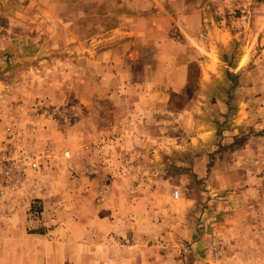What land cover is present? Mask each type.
<instances>
[{"label": "rangeland", "instance_id": "374dc122", "mask_svg": "<svg viewBox=\"0 0 264 264\" xmlns=\"http://www.w3.org/2000/svg\"><path fill=\"white\" fill-rule=\"evenodd\" d=\"M13 142L0 264H264V0H0Z\"/></svg>", "mask_w": 264, "mask_h": 264}, {"label": "built area", "instance_id": "2783aa9c", "mask_svg": "<svg viewBox=\"0 0 264 264\" xmlns=\"http://www.w3.org/2000/svg\"><path fill=\"white\" fill-rule=\"evenodd\" d=\"M15 144L0 147V197H4L3 194L8 191L16 190L28 169L39 168V159L29 153L25 146V150L20 151Z\"/></svg>", "mask_w": 264, "mask_h": 264}]
</instances>
